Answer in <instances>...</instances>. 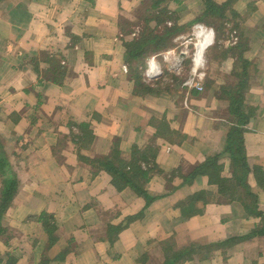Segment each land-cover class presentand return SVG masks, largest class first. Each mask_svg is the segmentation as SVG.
Segmentation results:
<instances>
[{"label": "crops", "instance_id": "0c3cea01", "mask_svg": "<svg viewBox=\"0 0 264 264\" xmlns=\"http://www.w3.org/2000/svg\"><path fill=\"white\" fill-rule=\"evenodd\" d=\"M231 1L239 16L227 27L206 17L194 30L203 0L156 11L153 0H0V198L15 184L0 210V264H164L188 247L175 264H264V217L248 211L264 212L253 171L256 206L191 176L223 153L220 175L233 179V131L250 168H264V0ZM151 17L146 54L130 57L137 33L124 23ZM194 53L205 90L188 95L178 74ZM152 56L159 73L149 76ZM110 164L156 165L132 184L157 198L119 188Z\"/></svg>", "mask_w": 264, "mask_h": 264}, {"label": "trees", "instance_id": "16d2710c", "mask_svg": "<svg viewBox=\"0 0 264 264\" xmlns=\"http://www.w3.org/2000/svg\"><path fill=\"white\" fill-rule=\"evenodd\" d=\"M163 0H153V3L151 5V9L152 11H156L161 9V2ZM204 1V5H205V9L202 13V15L199 16V18L197 19L198 21L196 22H202L203 18H211L207 21L208 24L212 23V24H216L215 20H218V17H223L226 18V11L228 8H230L231 11V15L233 17L234 16H239L238 13L232 8V1L229 0L226 3L223 4H219L217 3L215 0H203ZM163 10V9H162ZM161 10V11H162ZM154 13V12H153ZM158 15L160 17H162V19H159L158 24L160 25V23H163L165 20V15L161 16V12L159 13L157 11ZM168 17H171L170 14H168ZM154 17V16H153ZM151 17V18H153ZM167 17V18H168ZM200 20V21H199ZM219 21V20H218ZM226 22V21H225ZM219 22L220 26H217V29H222V24L224 25V23ZM146 23H148V21H146ZM145 23V24H146ZM158 26V25H156ZM165 29L167 26H164ZM156 29V28H154ZM127 32V31H125ZM148 33L150 37L145 38L146 33H141L140 37L135 38L132 41H127V46L128 49H130V57H134L136 59L140 57H142L144 54L143 49L145 50V46H147V44L150 42L151 38L153 37V30L149 31ZM157 36H155V40H156ZM160 42V41H159ZM158 42V43H159ZM157 48H159V46H157ZM146 51V50H145ZM179 79V77H178ZM183 79L180 78V81H178L177 85L180 86L182 89L185 90V92H187V88L184 87L182 85ZM205 82V81H204ZM208 87V85H206ZM205 90V84H204V89L202 91ZM193 91V90H192ZM200 91V92H202ZM191 93V92H190ZM240 108V106L238 105V101H236L234 99V97H232V102L230 105V110L232 112L238 110ZM236 135L234 137V134ZM229 134V141H228V146H227V153L230 154L229 156L231 157V161H232V166H233V179H228V178H224L221 177L220 172H222L224 165L219 163L220 159L223 156V153H215L211 156H208L206 161L202 164H199L194 170H193V174L191 175L192 178L196 177L200 174H204V175H208L210 178V183H215L218 184V186L220 187V190L222 192H228L231 196L236 195V191H238L236 189V187L234 186L235 184L234 181H237V184H239L240 186L246 188V192L247 195L251 198L253 203L252 205L256 206V196L251 193L249 191V185L246 183V177L247 175H249L250 172L253 171L255 177L257 178L258 183L264 187V168L263 166H255L254 169L250 168V165L248 163V159L246 157L245 154H243V139L242 137H240V133L239 132H234ZM236 146V148H235ZM112 165V164H110ZM108 165L114 172L115 177L113 179L114 184L119 186V188H121L120 184L125 183V184H132L133 181V177L139 175L140 179L142 178L143 181L147 180L145 178H147L148 173H150L151 170L153 169H157V166L154 165V167H152L151 170H144L142 169L141 165L138 164H130L129 169L126 168V165L124 166V168H121V165H115L113 164L112 166ZM239 166V167H237ZM235 167H237V169H235ZM240 168V169H239ZM160 170V169H159ZM158 170V171H159ZM132 171V172H131ZM152 172V171H151ZM150 178V177H149ZM149 180V179H148ZM147 180V181H148ZM122 182V183H121ZM135 190H137V192H140L141 194L145 195L147 197L148 202L154 201L157 196H150L143 188V186H137V185H131ZM14 188H15V184L14 182L12 183L11 181L8 183H6L5 188L2 191V195L0 198V210L1 212L5 211L6 207L8 206L9 202L11 201L12 197H13V192H14ZM244 206L247 208L248 204L243 203ZM249 209V207H248ZM248 211H252L256 214L262 215L264 217V212L262 211H255V210H251L249 209ZM256 234H263L264 235V226L261 228H258L256 231ZM227 243V241H226ZM188 249H190V247H188L187 249L183 250V251H178L176 253H174V255L168 256L166 259V262L164 264H175L177 263L181 257L185 254L186 251H188ZM189 252V251H188Z\"/></svg>", "mask_w": 264, "mask_h": 264}, {"label": "built area", "instance_id": "2783aa9c", "mask_svg": "<svg viewBox=\"0 0 264 264\" xmlns=\"http://www.w3.org/2000/svg\"><path fill=\"white\" fill-rule=\"evenodd\" d=\"M197 28H203V24L201 22L195 23L194 30ZM210 39L212 42L214 41L213 37H211ZM192 58L194 60V67L191 68L186 75H184L182 82V85L187 88L188 95L192 90L202 91L204 89V81L206 79V73L203 69L204 60L202 59V57H198L197 53H194ZM147 73L149 76H154L159 73V68H157V62L154 56L150 58L149 70Z\"/></svg>", "mask_w": 264, "mask_h": 264}, {"label": "rangeland", "instance_id": "374dc122", "mask_svg": "<svg viewBox=\"0 0 264 264\" xmlns=\"http://www.w3.org/2000/svg\"><path fill=\"white\" fill-rule=\"evenodd\" d=\"M226 18H223V17H218V20H215V22H216V25L218 24V26H219V22H221V23H223V22H227V20H229L231 17V11H230V8H228L227 9V11H226ZM230 15V16H229ZM146 17V16H145ZM144 17V18H145ZM176 17V15L175 14H173V18H175ZM233 17H236L237 18V16H233ZM144 18H141V20H138V21H134V22H136V23H131V22H126V23H124L125 25H124V29H125V31H127V32H131V31H135L136 33H137V35L136 36H133L132 38H130V40H128V41H132V40H134L135 38H137V37H140L141 36V33H146V34H144L145 35V38H148V37H150L149 36V34L150 33H148L149 31H151L152 29H153V27H155L156 25H157V23H155V21L153 20V18H152V22H148V23H146V22H144ZM225 22V23H226ZM239 22V21H238ZM146 23V24H145ZM195 23H198V22H195ZM225 23H224V25L222 24V28H224V27H227L228 25H225ZM166 24V23H165ZM233 25V24H232ZM165 25L163 24V25H161V26H159V27H161L162 28V30L164 29L165 30V27H164ZM158 27V28H159ZM229 28H231V27H229ZM233 36H230V37H228V41H231V42H233V41H237L238 39H237V37L238 36H236L235 35V32H233V34H232ZM128 37H131L130 36V34L129 35H127ZM202 54V53H201ZM187 74V72L185 71V73L183 74V72H181L180 74H178V76H179V81H180V78H182L183 79V77H184V75H186ZM178 83V82H177ZM233 164V163H232ZM231 164V165H232ZM232 167V171H233V166H231ZM237 167H239V166H237ZM237 167H235V169H237ZM240 169V168H239ZM234 172V171H233ZM234 184V183H233ZM246 188H244V187H242V186H240V189H237L238 191H241V192H243V193H247L246 192V190H245Z\"/></svg>", "mask_w": 264, "mask_h": 264}, {"label": "bare ground", "instance_id": "6f19581e", "mask_svg": "<svg viewBox=\"0 0 264 264\" xmlns=\"http://www.w3.org/2000/svg\"><path fill=\"white\" fill-rule=\"evenodd\" d=\"M203 46V45H202Z\"/></svg>", "mask_w": 264, "mask_h": 264}]
</instances>
